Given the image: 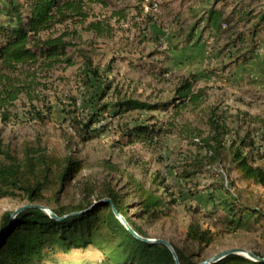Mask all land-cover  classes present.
I'll use <instances>...</instances> for the list:
<instances>
[{
    "label": "rangeland",
    "instance_id": "1",
    "mask_svg": "<svg viewBox=\"0 0 264 264\" xmlns=\"http://www.w3.org/2000/svg\"><path fill=\"white\" fill-rule=\"evenodd\" d=\"M76 1L82 2L86 20H70L41 33L39 38L68 33L65 40L90 56L127 98L164 104L173 100L182 78L197 73L201 81L195 90H203V100L196 106L188 101L184 104L176 101L175 107L168 110L108 117L93 126L98 130L93 139L83 141L78 122L88 114L91 92L82 86L80 78L84 59L72 47L68 50L73 58L72 66L57 65L50 70L41 66L18 67L23 80L30 85V95H21L13 107L0 110V139L6 150L20 160L28 151L32 155L40 151L53 163L52 186L43 192L51 201L58 189L55 176L67 156L80 161L81 171L59 194L63 206L95 202L106 186L121 194L132 193L130 204L141 194L138 183L143 191L154 190L164 196L168 203L158 219L151 223L137 216L135 219L149 238L174 244L195 264L235 248L264 257V218L261 217L264 192L260 186L242 180L238 171L230 173L236 184L232 193L237 196L239 207L248 214L255 210L259 214L254 218L251 215L255 213L251 214L236 231H228L222 213L209 219L203 217L212 208L206 197L210 190L207 188L220 183L223 177L226 181V171L220 169V174L206 171L196 176L190 185L203 192L197 200L187 199V195L182 197L186 189L174 177L187 157L195 154L193 141L200 139L198 134L208 132L204 117L209 108L227 110L232 117L241 119L242 134L264 125V67L254 64L244 73L239 71L237 76H230L218 68L231 62V57L226 53L211 57L210 50L218 49L217 45L214 47L215 40L204 36L208 41L205 48L202 44L197 47L184 43L190 27L204 14L206 0ZM259 4L264 5V0ZM3 23L5 19L0 15V25ZM212 68L217 69L210 75ZM5 72L0 69V74ZM97 87L95 84L94 88ZM36 111L43 114L44 120L33 117ZM136 125H153L161 128L162 133L155 141L132 142L124 131ZM229 125L233 129L238 126ZM0 161L5 159L0 157ZM163 180L171 187L176 203H169L167 191L160 186ZM217 196L225 195L218 191ZM26 205L28 201L24 197L0 199V234L3 216ZM194 206L200 208L196 214H193ZM137 212L136 208L130 209L131 215ZM193 216L205 227L213 224L220 231L211 245L199 246L186 238ZM99 260L101 252L94 246L73 250L62 259L66 264H95Z\"/></svg>",
    "mask_w": 264,
    "mask_h": 264
},
{
    "label": "trees",
    "instance_id": "2",
    "mask_svg": "<svg viewBox=\"0 0 264 264\" xmlns=\"http://www.w3.org/2000/svg\"><path fill=\"white\" fill-rule=\"evenodd\" d=\"M259 1L213 0L204 16L199 17L190 27L184 43L196 45L203 35L215 40L214 47L217 45L218 49L210 50L211 57L226 53L232 59L218 68L222 73H230L232 68L252 63L255 54L264 49V5L259 4ZM0 5V15L5 19V23L0 25V69L6 71L0 74L2 110L13 107L21 95H30V85L23 80L18 71L19 66H41L50 70L57 65L69 67L74 64L68 54L74 44L65 40L68 33L45 38H39V35L65 25L70 20L85 21L86 14L82 11V2L76 0H0ZM198 30L200 36L195 39ZM74 50L84 59L80 74L82 86L91 92L88 114L78 122L83 141L93 139L98 132L93 126L108 117H121L129 112L168 110L175 107L176 101L182 104L188 101L196 106L203 100V90H195L201 81L197 73L182 78L175 88L173 100L164 104L127 98L122 96V90L114 86V80H109L107 72L95 65L90 56L75 47ZM216 69L212 68L210 75ZM95 84L99 87L94 88ZM33 117L44 120L39 111ZM204 119L208 132L198 134L200 139L193 141L195 154L187 157L184 166L174 177L186 189L181 193L182 197L187 195V199L197 200L203 192L196 185L191 188L190 183L194 178L206 171L217 174H220V169L226 171V181L223 177L220 183L207 188L211 191H207L206 197L212 203V208L203 217L209 219L222 213L228 231H236L242 222H246L247 217L255 213L251 215L254 218L259 212L255 210L248 214L246 209L239 207L237 196L232 193L236 184L230 178V173L238 171L242 180L260 186L264 192V125L242 134L241 119L232 117L227 110H219L218 107L209 108ZM231 123L237 124V128H231ZM124 132L132 142H149L155 141L162 130L153 125H136ZM0 157L5 159L4 162L0 161V199L24 197L28 205L47 204L46 207L52 209L59 218L66 216L58 220L37 207L22 210L14 220L11 219L12 213L5 214L1 232L6 233L0 240V264H66L62 261L65 255L89 246L101 252V260L95 264H177L165 244L150 243L135 237L114 212L115 209L122 215L140 237L149 239L135 216L148 223L154 222L168 203L164 196L154 190L143 191L138 183L141 194L138 193L136 201L130 204L132 193L121 194L106 186L95 202L77 207L63 206L58 200L59 194L81 171L80 161L67 156L55 176L58 189H55L51 201L43 192L52 186L50 169L53 163L50 164L43 153L36 151L32 155L28 151L25 158L20 160L6 150L0 139ZM160 186L167 191L169 203H176V198L170 192L171 187L165 185L164 180ZM218 191L225 198L218 197ZM104 199L110 202L101 203ZM132 207L138 209L136 214H130ZM194 207L193 214H196L200 208ZM74 213L78 214L71 215ZM261 217L264 218V212H261ZM219 234L220 231L213 224L205 227L196 216L191 218L186 229V238L199 246L211 245ZM171 245L180 264H195L182 250ZM213 264L264 263L230 254Z\"/></svg>",
    "mask_w": 264,
    "mask_h": 264
},
{
    "label": "water",
    "instance_id": "3",
    "mask_svg": "<svg viewBox=\"0 0 264 264\" xmlns=\"http://www.w3.org/2000/svg\"><path fill=\"white\" fill-rule=\"evenodd\" d=\"M102 202H110L109 199H104L101 201ZM29 207H37L39 209H42L44 210L46 213H48L52 218H55V219H58V220H62L64 219L65 217H62V218H59L53 211L52 209L46 207V206H43V205H26V206H23L21 207L20 209L14 211L11 215V219L14 220L16 218V216L24 209L26 208H29ZM114 209V208H113ZM114 212L116 214V216L120 219V221L123 223V225L137 238L141 239V240H144V241H147V242H150V243H161V244H165L172 252L175 260H176V263L177 264H180L179 263V260H178V256L173 248V246L171 245V243H169L168 241L166 240H163V239H145V238H142L140 237L133 229L132 227L129 225V223L127 222V220L122 216L120 215L115 209H114ZM75 214H78V213H74V214H71V215H75ZM5 231L2 232L0 234V240L5 236ZM230 254H237V255H241V256H244L252 261H255V262H259V263H264V257H261L259 255H257L256 253H254L253 251H250V250H244V249H239V248H235V249H230V250H225V251H222L216 255H214L212 258H210L209 260L205 261L204 263L202 264H213V263H216L218 261H220L221 259L225 258L226 256L230 255Z\"/></svg>",
    "mask_w": 264,
    "mask_h": 264
},
{
    "label": "crops",
    "instance_id": "4",
    "mask_svg": "<svg viewBox=\"0 0 264 264\" xmlns=\"http://www.w3.org/2000/svg\"><path fill=\"white\" fill-rule=\"evenodd\" d=\"M206 1H208V5H206V6L203 5V7H205V8L203 9V10H204V14H205L206 11L210 8V6H211L213 0H206ZM209 2H210V4H209ZM204 14L201 15V17H203ZM199 36H200V31L198 30V31L196 32V37H195V39H197ZM204 36H207V35H203V38L201 39V41L198 42V44H196L195 46L199 47V46L202 44L203 48H205V40H204ZM260 58H261V59H260ZM260 60H261V63H259ZM254 64H257V65L260 64L261 67H262V66L264 67V49H263V48L260 49V50L255 54V57H254V60H253L252 63H250V64H248V65H246V66H237V67H235V68H232V69L230 70V73H229V72H227V73H229V74H231V75H233V76L235 77V76L238 75V72H239V71L242 72V73H244L248 68H250V66H252V65H254Z\"/></svg>",
    "mask_w": 264,
    "mask_h": 264
}]
</instances>
